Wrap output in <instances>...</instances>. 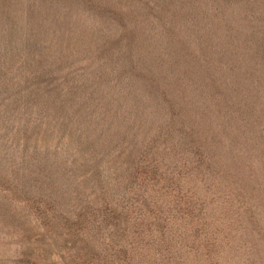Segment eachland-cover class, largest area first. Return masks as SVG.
Segmentation results:
<instances>
[{"label":"rangeland","instance_id":"1","mask_svg":"<svg viewBox=\"0 0 264 264\" xmlns=\"http://www.w3.org/2000/svg\"><path fill=\"white\" fill-rule=\"evenodd\" d=\"M0 264H264V0H0Z\"/></svg>","mask_w":264,"mask_h":264}]
</instances>
